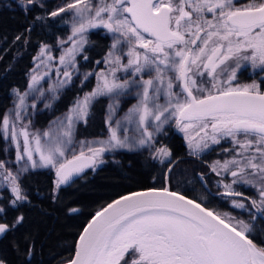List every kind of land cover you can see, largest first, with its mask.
Returning a JSON list of instances; mask_svg holds the SVG:
<instances>
[{"label": "snow or ice", "instance_id": "snow-or-ice-1", "mask_svg": "<svg viewBox=\"0 0 264 264\" xmlns=\"http://www.w3.org/2000/svg\"><path fill=\"white\" fill-rule=\"evenodd\" d=\"M0 8L28 21L14 43H31L37 24L67 28L53 43H38L26 89L13 87V106L0 115V264H33L36 257L25 225L31 208L45 210L33 202L27 177L53 171L48 199L55 202L62 185L96 171L106 154L123 153L161 164L163 182L97 210L63 264H264V0H62L54 8L49 0H0ZM97 34L106 41L102 55L81 72ZM243 73L250 82L241 81ZM77 80L80 92L67 109L35 128L38 103L52 110ZM101 99L104 130L77 139ZM129 99L135 102L125 110ZM173 129L190 156L230 144L221 149L226 157L207 167L222 189L214 195L247 219L173 190L179 160L163 140ZM196 179L207 186L204 173Z\"/></svg>", "mask_w": 264, "mask_h": 264}, {"label": "trees", "instance_id": "trees-1", "mask_svg": "<svg viewBox=\"0 0 264 264\" xmlns=\"http://www.w3.org/2000/svg\"><path fill=\"white\" fill-rule=\"evenodd\" d=\"M10 0H4L8 3ZM62 0H49V7L54 8ZM28 21L19 13L8 8H0V115L11 104L13 98L11 89L17 87L21 90L27 86V70L32 66V56L35 55L37 45L40 41L53 43L57 36L67 34V28L58 24L55 28L42 29L37 24L30 33L31 43L23 44V40L14 43V37L24 32ZM97 44L89 52L90 61L81 62V71L91 70L95 65L92 63L102 55V45L106 43L100 36L91 37ZM7 69V70H6ZM92 82L84 88V91L91 89ZM80 92L79 81L77 80L70 88L65 90L59 101L55 103L54 110L62 111L67 105L71 104L74 97ZM104 104L101 99L95 104L92 110V116L87 126L79 127L78 136L89 138V136H98L105 128L104 125ZM45 114H38L36 122L46 124ZM164 142L173 149L174 157L179 162L173 173L175 177L180 174V184L177 187V181H172L173 190L184 192L190 197H200L207 203L206 206L219 209L221 211H233V215L242 217L237 211L219 204L216 199L210 196L209 190L202 187L196 179V172H205L208 167L198 162L197 157L188 155L186 146L182 143L183 138L179 136L175 129L163 138ZM222 148H229V144L224 147L215 148L210 154H204L201 158L206 160H215L225 158ZM146 155V153H145ZM213 158H210V156ZM3 155L0 154V158ZM107 163L101 165L96 171L86 170L84 174L73 178L69 185L61 186L59 199L55 202L48 199L54 180V173L51 170L40 169L29 177L26 182L33 189V202L40 205V208H31L28 211V221L25 229L31 232L36 241V257L33 264H57L62 263L73 250V240L76 233L83 226V222L92 215L97 208L108 199L121 195L126 191L133 189H143V187H159L162 180L163 166L158 162L148 163L144 157L135 156L129 153L106 156ZM114 161H118L116 163ZM207 186L212 188L207 176ZM155 178V179H154ZM39 188L41 195L35 194V189ZM242 188V187H241ZM226 201V200H224ZM78 208L76 213L68 214V208ZM10 259L15 260V254L9 248L7 249Z\"/></svg>", "mask_w": 264, "mask_h": 264}, {"label": "rangeland", "instance_id": "rangeland-1", "mask_svg": "<svg viewBox=\"0 0 264 264\" xmlns=\"http://www.w3.org/2000/svg\"><path fill=\"white\" fill-rule=\"evenodd\" d=\"M55 54L58 55L59 53L56 52ZM81 72H83V71H81ZM54 78H55V77L53 76V79H54ZM243 81H244V82H250V81H247V80H243ZM48 83H49V81H47V80L44 81V82H42V86H43V88L46 89V88L48 87ZM26 87H27V86H25L23 90H25ZM90 88H91V87H90ZM23 90H22V91H23ZM89 90H90V89H89ZM46 95H47V94H46ZM12 97H13V96H12ZM104 100H105V104H104V108H105L106 103H107V100H106V99H104ZM10 102H11V104L9 105L8 108L5 109V111L13 106V98L10 100ZM134 102H135V100L129 99V101L124 105L125 110H126L127 107H130L131 104L134 103ZM29 103H31V98L29 99ZM55 103H56V102H55ZM69 105H70V104H69ZM69 105H67L66 108H65L64 110H62V111H55L54 108H53L52 110L44 109V107H43V103H42V102L38 103V108L41 109V111L37 112V113L34 115V117H33V124H34V127L37 128V129H42V130L45 129V128H47L48 125H49V121L54 120L57 116H60V115H61V114L67 109V107H68ZM54 106H55V104H54ZM5 111H4V112H5ZM104 113H105V110H104ZM38 114H45V116H46V117H45V118H46V121H45L46 124L41 125V124H39L38 122H36V117H37ZM120 115H123V112H121ZM104 117H105V114H104ZM176 132L179 134V136H181V137L183 138V134H182V133H179L178 131H176ZM94 137H96V136H89V138L78 136L77 139H89V140H91V139H93ZM227 143H228V142H227ZM183 144H184V146H186V143H185L184 139H183ZM228 144H229V143H228ZM229 147H230V144H229ZM109 155H112V154H106V156H109ZM146 155H147V153H146ZM226 155H227V154H226ZM226 155H225V157H226ZM2 158H5V157L3 156ZM7 158L10 159V160H14V149H11V150H10V153H9V155H8ZM217 159H222V158H217ZM217 159H215V160H217ZM211 162H212V161H211ZM13 167H15V165H13ZM46 170H48V169H46ZM213 175H215V174H213ZM215 179L217 180L218 178L216 177ZM252 195H253V197H255V195H256L255 191H254V193H253ZM227 203H228L229 206H231L229 202H227ZM231 208H232V206H231ZM232 209H234V208H232ZM234 210L237 211V212L239 211L238 209H234ZM230 212L232 213L233 211H230ZM237 214H238V213H237Z\"/></svg>", "mask_w": 264, "mask_h": 264}, {"label": "flooded vegetation", "instance_id": "flooded-vegetation-1", "mask_svg": "<svg viewBox=\"0 0 264 264\" xmlns=\"http://www.w3.org/2000/svg\"><path fill=\"white\" fill-rule=\"evenodd\" d=\"M240 79H241V81H243V80L250 81V80H251V77L248 75V73H243V74L241 75ZM182 143H183V141H182ZM226 143H227L226 141H222V142H221V145L214 146V149L217 148V147H224V144L226 145ZM211 152H212V151H210V152L206 151L205 153H203V154H201L199 157H197L198 162H200L202 165H206V166H207L208 164H210L211 161H213V160H206V157L201 158V156H204V154H208V153L210 154ZM220 156H221V155H218V157H220ZM193 157H194V156H193ZM218 157H217V158H218ZM210 158H213V156L211 155ZM198 173H202V172H199V171H198V172L195 173V175H197ZM203 173L205 174V176H207L208 180L210 181L209 183H210V185L212 186V188H209V186L204 187V186L201 184L202 187H204L205 189H208V190H209V194H210V196L213 197L214 199H216L215 203H217V201H218L219 204L224 205V202H225V204H226V206H227L228 203H227L226 201H224V200H226L225 198H223V197H218V196L214 195V194L217 193L218 191H222V189H218V188H217V185H216V183H215V181H216V179H215L216 176L213 175V173H210L208 169H207V171H205V172H203ZM237 190H238V191H241V192H244L246 196H253L252 194H253L254 191H255V190H253V189H251V188H245V187H242V188H241V187H238ZM228 206H229V205H228ZM237 213H238L239 215L242 216L241 218H244V219H247V218H248L246 214H244V213L241 212V210H239ZM232 214H233V213H232Z\"/></svg>", "mask_w": 264, "mask_h": 264}, {"label": "water", "instance_id": "water-1", "mask_svg": "<svg viewBox=\"0 0 264 264\" xmlns=\"http://www.w3.org/2000/svg\"><path fill=\"white\" fill-rule=\"evenodd\" d=\"M53 173H54V172H53ZM74 178H75V177H74ZM69 184H70V182H69L68 184H66V185H69ZM66 185H62V186H66ZM203 186H204V185H203ZM204 187H205V186H204ZM145 188H147V187H143V189H145ZM143 189L137 188V189H133V191H140V190H143ZM128 192H130V191H126V192H124V193L121 194V195L127 194ZM131 192H132V191H131ZM119 195H120V194H119ZM119 195L112 197V199H110V200L108 199L107 201H105V203H104L102 206H104V205H106L107 203L111 202L113 199L118 198ZM100 208H101V207L97 208L94 212H92V215H93L97 210H99ZM92 215L89 216L88 219H86V220L83 222V226L87 224V222L91 219ZM83 226H82V228H81L80 230H78V232L76 233L77 235H76V237H75V240H73V244H74V242L78 239V235H79V233L82 231ZM73 253H74V248H73V250L71 251V253H70L69 256H71ZM57 264H63V262H62V263H57Z\"/></svg>", "mask_w": 264, "mask_h": 264}]
</instances>
